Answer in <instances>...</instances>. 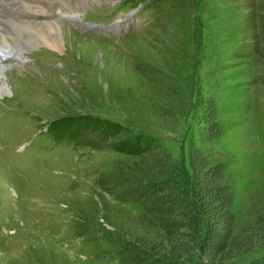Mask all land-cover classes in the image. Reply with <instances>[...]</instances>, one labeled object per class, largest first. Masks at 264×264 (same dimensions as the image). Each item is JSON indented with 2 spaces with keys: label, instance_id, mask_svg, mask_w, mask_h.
<instances>
[{
  "label": "rangeland",
  "instance_id": "obj_1",
  "mask_svg": "<svg viewBox=\"0 0 264 264\" xmlns=\"http://www.w3.org/2000/svg\"><path fill=\"white\" fill-rule=\"evenodd\" d=\"M123 1L62 0L69 10L98 13L102 24L119 21L120 30L97 34L64 24L71 43L24 47L42 61L7 71L10 92L0 95V264H38L49 252L71 264H119L104 236L111 222L127 226L142 204L124 183L138 156L117 144L143 135L187 165L198 95L217 100L224 125L217 146L238 179V225L250 218L252 197L261 198L264 0H139L122 12ZM77 116L109 122L116 132L57 131L60 120ZM262 258L256 249L237 264Z\"/></svg>",
  "mask_w": 264,
  "mask_h": 264
},
{
  "label": "trees",
  "instance_id": "obj_2",
  "mask_svg": "<svg viewBox=\"0 0 264 264\" xmlns=\"http://www.w3.org/2000/svg\"><path fill=\"white\" fill-rule=\"evenodd\" d=\"M197 102L198 127L190 140L187 165L143 135L117 144L120 152L138 156L127 165L124 183L142 204L127 226L111 222V234L104 236L119 264H237L256 249L263 251V258L254 264H264V177L261 198L252 197L250 218L238 225V179L229 168L228 152L217 146L224 133L217 100L198 95ZM159 107L165 110L164 104ZM67 119L60 120L63 126L57 131L70 127L74 136L88 126H100L106 136L116 132L109 122L97 124L85 116ZM39 257L38 264H71L57 253Z\"/></svg>",
  "mask_w": 264,
  "mask_h": 264
},
{
  "label": "bare ground",
  "instance_id": "obj_3",
  "mask_svg": "<svg viewBox=\"0 0 264 264\" xmlns=\"http://www.w3.org/2000/svg\"><path fill=\"white\" fill-rule=\"evenodd\" d=\"M64 8L67 9L66 7ZM70 12L74 14L79 13L72 10ZM39 19L41 20L20 19L17 20L16 24L0 21V48L11 46L13 50L22 51L24 47L42 43L52 49L60 50L67 42L71 43L72 30L64 28V24L56 20ZM15 64L18 63L0 62V95L10 92L8 85H10L9 78L11 75L7 71L17 66Z\"/></svg>",
  "mask_w": 264,
  "mask_h": 264
},
{
  "label": "clouds",
  "instance_id": "obj_4",
  "mask_svg": "<svg viewBox=\"0 0 264 264\" xmlns=\"http://www.w3.org/2000/svg\"><path fill=\"white\" fill-rule=\"evenodd\" d=\"M18 64H22V63H18ZM24 65H30V64H24Z\"/></svg>",
  "mask_w": 264,
  "mask_h": 264
}]
</instances>
